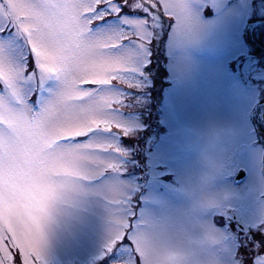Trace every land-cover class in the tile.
Masks as SVG:
<instances>
[{
  "label": "snow or ice",
  "instance_id": "6c2138e0",
  "mask_svg": "<svg viewBox=\"0 0 264 264\" xmlns=\"http://www.w3.org/2000/svg\"><path fill=\"white\" fill-rule=\"evenodd\" d=\"M163 21L175 36L199 23L186 0H0V264H47L55 214L83 191L74 177L55 175L61 169L97 183V194L117 205L101 247L107 264H157L173 241L175 264H264V224L242 247L211 223L192 224L195 235L173 232L134 210V185L107 179L122 171L107 154L126 153L104 134L131 131L114 89L140 87L127 74L143 76ZM54 152L57 163L39 171ZM22 158L37 167L27 189L17 185ZM244 249L246 259L237 254Z\"/></svg>",
  "mask_w": 264,
  "mask_h": 264
},
{
  "label": "rangeland",
  "instance_id": "374dc122",
  "mask_svg": "<svg viewBox=\"0 0 264 264\" xmlns=\"http://www.w3.org/2000/svg\"><path fill=\"white\" fill-rule=\"evenodd\" d=\"M186 3L199 19L196 28L175 36L171 21H163L149 45L143 76L127 74L140 87L114 89L124 97L117 115L131 131L104 134L126 153L107 154L122 169L107 179L134 185L133 208L140 205L138 214L147 213L170 231L195 235L200 229L192 224L211 223L239 238L242 247L243 239L259 236L256 227L264 224V108L252 116L264 101V0ZM250 18H258L248 27L255 28L253 39L261 50L246 36ZM240 167L247 175L234 185ZM39 171L47 170L40 166ZM36 175L32 160L18 161V187H31ZM55 175L74 177L83 191L73 193L55 214L47 264H107L101 247L117 205L97 194V183L70 169ZM201 192L211 193L214 203L201 202ZM171 248L173 255L179 251L176 241ZM237 254L246 259L248 249Z\"/></svg>",
  "mask_w": 264,
  "mask_h": 264
},
{
  "label": "clouds",
  "instance_id": "9594fccd",
  "mask_svg": "<svg viewBox=\"0 0 264 264\" xmlns=\"http://www.w3.org/2000/svg\"><path fill=\"white\" fill-rule=\"evenodd\" d=\"M56 155L57 154L54 152L52 157H50L49 160L45 163L44 167L46 170L50 165H54L57 163ZM55 178L60 179L61 177H55ZM199 198L201 202L209 203V204L213 200L212 194L208 192H201L199 194ZM173 252L174 250L171 247H161L158 253L157 264H175Z\"/></svg>",
  "mask_w": 264,
  "mask_h": 264
}]
</instances>
